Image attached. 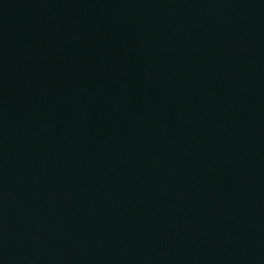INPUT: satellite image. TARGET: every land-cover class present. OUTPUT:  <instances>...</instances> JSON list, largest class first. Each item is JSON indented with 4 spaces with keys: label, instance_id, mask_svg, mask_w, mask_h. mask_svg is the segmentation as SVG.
I'll return each mask as SVG.
<instances>
[{
    "label": "water",
    "instance_id": "1",
    "mask_svg": "<svg viewBox=\"0 0 264 264\" xmlns=\"http://www.w3.org/2000/svg\"><path fill=\"white\" fill-rule=\"evenodd\" d=\"M0 167L145 264H264V0H0Z\"/></svg>",
    "mask_w": 264,
    "mask_h": 264
}]
</instances>
